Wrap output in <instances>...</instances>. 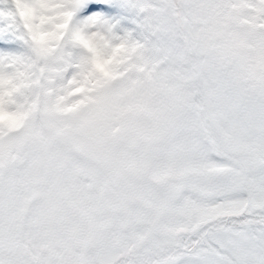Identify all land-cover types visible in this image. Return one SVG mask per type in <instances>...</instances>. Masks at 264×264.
I'll return each instance as SVG.
<instances>
[{
	"label": "snow or ice",
	"instance_id": "6c2138e0",
	"mask_svg": "<svg viewBox=\"0 0 264 264\" xmlns=\"http://www.w3.org/2000/svg\"><path fill=\"white\" fill-rule=\"evenodd\" d=\"M0 264H264V0H0Z\"/></svg>",
	"mask_w": 264,
	"mask_h": 264
},
{
	"label": "rangeland",
	"instance_id": "374dc122",
	"mask_svg": "<svg viewBox=\"0 0 264 264\" xmlns=\"http://www.w3.org/2000/svg\"><path fill=\"white\" fill-rule=\"evenodd\" d=\"M122 257V256H121ZM119 259H121L122 260V258H119Z\"/></svg>",
	"mask_w": 264,
	"mask_h": 264
}]
</instances>
